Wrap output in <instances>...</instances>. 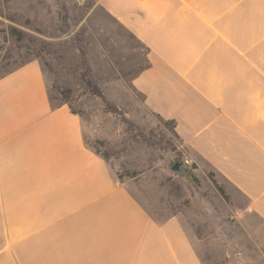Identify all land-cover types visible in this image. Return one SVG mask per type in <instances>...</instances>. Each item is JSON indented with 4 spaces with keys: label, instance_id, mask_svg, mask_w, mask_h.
Segmentation results:
<instances>
[{
    "label": "crops",
    "instance_id": "1",
    "mask_svg": "<svg viewBox=\"0 0 264 264\" xmlns=\"http://www.w3.org/2000/svg\"><path fill=\"white\" fill-rule=\"evenodd\" d=\"M93 10L114 59L139 46L132 88L173 124L194 176L212 175L232 202L223 231L207 233L214 254L223 244L214 259L264 264V0H96ZM134 180L86 144L77 113L51 104L37 59L0 76V264H205L202 236L179 212L152 215Z\"/></svg>",
    "mask_w": 264,
    "mask_h": 264
},
{
    "label": "rangeland",
    "instance_id": "2",
    "mask_svg": "<svg viewBox=\"0 0 264 264\" xmlns=\"http://www.w3.org/2000/svg\"><path fill=\"white\" fill-rule=\"evenodd\" d=\"M95 1L0 0V76L37 59L51 104L67 102L80 116L86 144L113 174L135 179L136 196L155 217L182 214L189 230L204 239L196 247L205 264H225L214 259L222 256L223 244L215 245L214 254L206 237L223 231L219 221L231 220L232 202L212 175L194 176L173 124L147 111L130 84L142 52L135 46L130 59L126 53L114 59L109 40L105 46L95 34ZM99 44L106 47L103 57ZM178 161L181 174L171 170Z\"/></svg>",
    "mask_w": 264,
    "mask_h": 264
},
{
    "label": "water",
    "instance_id": "3",
    "mask_svg": "<svg viewBox=\"0 0 264 264\" xmlns=\"http://www.w3.org/2000/svg\"><path fill=\"white\" fill-rule=\"evenodd\" d=\"M171 170L176 173V174H181L183 173V168H182V161H178L175 162L172 167Z\"/></svg>",
    "mask_w": 264,
    "mask_h": 264
},
{
    "label": "trees",
    "instance_id": "4",
    "mask_svg": "<svg viewBox=\"0 0 264 264\" xmlns=\"http://www.w3.org/2000/svg\"><path fill=\"white\" fill-rule=\"evenodd\" d=\"M60 104H67L68 106H69V104L67 103V102H62V103H60ZM74 112V111H73Z\"/></svg>",
    "mask_w": 264,
    "mask_h": 264
},
{
    "label": "built area",
    "instance_id": "5",
    "mask_svg": "<svg viewBox=\"0 0 264 264\" xmlns=\"http://www.w3.org/2000/svg\"><path fill=\"white\" fill-rule=\"evenodd\" d=\"M185 163H188L187 161Z\"/></svg>",
    "mask_w": 264,
    "mask_h": 264
}]
</instances>
